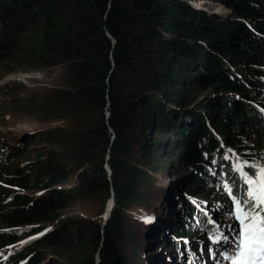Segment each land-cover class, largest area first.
<instances>
[{
    "label": "trees",
    "instance_id": "obj_1",
    "mask_svg": "<svg viewBox=\"0 0 264 264\" xmlns=\"http://www.w3.org/2000/svg\"><path fill=\"white\" fill-rule=\"evenodd\" d=\"M194 1L0 0V64L23 60L49 69L59 64L51 60L60 58L70 69V84L61 93L76 113L86 104L96 115L86 125L77 127L66 119L65 125L44 128L37 135L60 148L68 141L63 128L73 126L74 139L82 146H69L61 156L50 146L44 152L35 150L31 158L27 149L0 140L2 264H43L40 248H75L78 238L84 249L97 245L100 264H148L147 248L128 259L120 254L119 243L127 232L124 212L135 207L137 188L149 175L138 174L142 168L132 157L137 151L152 156L158 140L153 134L181 137L176 148L169 138L171 150L165 153L183 152L181 165L192 169L191 192L217 183L210 174L214 169L231 181L236 176L233 154L249 162L262 160L258 143L264 140V0H218L231 11L227 18L209 17L192 5ZM26 19L41 25L29 40ZM183 74L195 90L222 93L204 104L203 112L193 108L192 121L182 113V98L174 90ZM143 79H150L151 88L145 90ZM80 155L96 165L79 167L75 156ZM17 156L26 157L23 164L12 162ZM66 181L71 189H54ZM84 193L114 199L116 208L104 229L92 219L63 218L72 196ZM144 201V209L151 210L147 214L156 213L155 206ZM186 213L179 234L187 237L193 234L196 210L187 205ZM200 221L207 232L210 223L204 215ZM135 237L138 248L141 243ZM27 241L33 248L11 250Z\"/></svg>",
    "mask_w": 264,
    "mask_h": 264
},
{
    "label": "rangeland",
    "instance_id": "obj_2",
    "mask_svg": "<svg viewBox=\"0 0 264 264\" xmlns=\"http://www.w3.org/2000/svg\"><path fill=\"white\" fill-rule=\"evenodd\" d=\"M192 3L198 4L196 8L199 11H204L209 17L217 16L220 18H227V16L231 14V11L219 3L218 0H195ZM24 24L29 27V30H27L29 34L27 40L33 35H37L41 28V25L39 23L37 25L36 21L33 19H26ZM51 61L59 64L49 69H40L36 64H27L23 60L20 62L16 61V63H14L15 65L12 64V62H3L0 64V140L10 142L11 145L19 148V150L25 151V149H27L31 152V158L36 156L35 150L41 151L43 149L42 151L44 152L46 149L50 148V146H53V149L50 148L52 153L59 154L58 156L63 155V152L66 151H63V149L69 150V146L73 147L76 145L79 148L80 145L82 146V143L78 142L80 144L78 145L74 139L73 126L63 128V132H65L64 135L67 137L68 141L67 144H64L60 148L56 146L54 147L52 144L48 145L50 142L47 144L39 139L37 135L44 130V128L55 127L60 124L65 125L63 122L66 119H69L68 121L70 124L74 123L75 126L80 127L87 123H91L95 120L94 118H96L93 110L86 104L83 105V109L77 113L70 107L72 105L70 100L61 93L70 84V69L64 63L60 64L61 59L58 57L53 58ZM173 77L175 78V76ZM182 78H184L182 82L179 81L181 78H177L178 80L174 83L175 95L182 98L183 102L179 99V101H181L179 103L182 107V113L192 121L191 116L193 112L190 111H193V108H195V113L203 112L201 107L208 101L218 98L222 93H219L218 90H195L191 86L193 85V82L187 80L189 79L188 74H183ZM143 82L144 86L146 85L145 90L151 88V86H149L151 83L150 79H143ZM39 99L44 102L39 103ZM190 100H194L197 106L193 103H187V101ZM193 116H195V114H193ZM139 118L141 121L144 119L142 118L141 113ZM185 124L184 121L183 125L185 129H188L187 124V128ZM178 131L176 133H178ZM170 135L172 137H170ZM153 136L157 137L158 140H156V146L151 150L152 156L151 154L150 157L148 155L145 156L146 154H140L137 151V153L135 152L136 154H134V158L132 157V160L134 159L135 161V166L140 169L142 168V170L137 173L141 174L145 171V173H148L149 175H146V179L142 178L143 180L137 188L140 197L134 200L136 201L135 207L133 205L132 208L127 210V212H124V224H126L127 232L124 233V237L119 243L120 254L124 258L127 257L129 259L133 255H135V257L136 255L138 256L140 250L147 248V253L151 257L149 260H147V258L145 259L149 262L148 264H153V260L159 261L160 264H179L178 261L182 255L180 252H182V250L186 251L189 248L188 244L192 242V239H195L194 243L196 242L198 244L209 242L208 235L200 230L202 227L200 214H196V218L192 222V235L186 237L179 234V231H182L184 224L187 221L188 214H185V206L189 205L190 207H194L197 211L203 209V212L208 214V216L204 215L206 219L210 217V214L214 213V215L218 216L217 219L220 222L222 221L224 226L228 228L229 225L233 223V220L228 215L230 207H214L216 202H212L211 200L212 196H219L218 198L221 197L222 199L225 197V194L221 191V187H203L201 190L194 192L189 191L193 175L191 168L188 169L181 165L183 152H175L176 156L166 155L165 151L171 150V147L167 145L168 139L171 138L174 140V142L169 145H175L176 148L181 144V137H178L179 135H175L171 132L167 135H164V133L161 132L159 135L153 134ZM163 136L164 141L162 140ZM113 139V134L111 132V140ZM160 141L161 143L159 145ZM176 141L177 144L179 143L178 146L175 144ZM252 141L253 139H251L250 142ZM258 145L261 148L260 153L263 154L262 160L260 161L264 162V140L261 139ZM98 153H100V150ZM97 157L95 160L96 162L98 161ZM25 158H19L18 156L13 157L12 162L18 165L20 163L23 164ZM75 161V163L81 168H83V166L85 168L96 165L95 162L86 158L84 155H80L78 158L75 156ZM65 164L68 165L69 163L66 162ZM107 166L108 164L106 165V168H108ZM1 167L2 166L0 165V171ZM109 174L111 173L109 172ZM170 180H179L183 183L181 184V188L177 189L178 192L173 190L168 192L170 198H166V202L165 197H162L163 199L161 198L159 201L148 193L153 189H155V194L162 192V187H165ZM67 182L68 181L60 184L54 189L60 190L62 186L64 187L61 190L71 189V184ZM26 192L31 193L30 190H26ZM198 195H200L201 198H199ZM72 197L73 202L67 204V207L62 212L63 218L68 216L75 219H86L87 221H91L90 219H92L93 222L99 224L102 223L101 226L103 229L111 219L113 209L116 208V205H114V199L108 202L104 195L99 197L84 193L83 195L74 194ZM144 200H147L155 206L157 209L156 213L152 212L153 214H147L148 212H151V210L144 209L146 208L144 205V202L146 201ZM159 209L160 211H158ZM164 209H166V213L161 214ZM209 211L212 213H208ZM105 216L107 218H105ZM162 217L168 220L165 222L163 219L164 226L161 221ZM145 218H151L152 220V223H148V227L150 228V232H148L151 238L154 229L160 231V233H157L158 235L155 231L154 237L150 239V241H146L145 236L140 234L141 231L139 227L141 224L146 225L144 222ZM136 226L138 227V231H136ZM49 229H52V227ZM132 235H135L137 237H135L136 240L141 243H138V248L135 244L133 245L134 242ZM187 238H190L191 240ZM78 241L82 242V240L79 238L77 239V247L66 248V250L49 246L40 248L38 252L45 258L43 264H85L86 262H89L88 264H100L102 259L97 245L93 243V245H89L84 249V244H78ZM31 243L32 242L29 243L27 241L26 243L12 247L11 250L16 253L25 252L27 249H30L31 247L33 248V244ZM157 243L160 244V250L157 249ZM175 245L178 246L179 251L177 250L175 252ZM155 247H157V251L155 250ZM185 256L186 253L183 254V258H185ZM203 256L206 257L208 255L203 251ZM3 261V258L0 257V264H2ZM222 261V258H216L212 263L228 264L227 261V263ZM185 264H188V262H185ZM206 264L211 263L208 262Z\"/></svg>",
    "mask_w": 264,
    "mask_h": 264
},
{
    "label": "snow or ice",
    "instance_id": "obj_3",
    "mask_svg": "<svg viewBox=\"0 0 264 264\" xmlns=\"http://www.w3.org/2000/svg\"><path fill=\"white\" fill-rule=\"evenodd\" d=\"M233 156L232 170L236 176L231 181L222 180L218 185L230 200L228 215L233 223L229 225V234L217 226L208 239L211 244L224 249L219 252V257L228 264H264V162H249L236 154ZM144 222L151 223L152 220L145 218Z\"/></svg>",
    "mask_w": 264,
    "mask_h": 264
},
{
    "label": "bare ground",
    "instance_id": "obj_4",
    "mask_svg": "<svg viewBox=\"0 0 264 264\" xmlns=\"http://www.w3.org/2000/svg\"><path fill=\"white\" fill-rule=\"evenodd\" d=\"M223 164H224V163H223ZM165 179H166V178H165ZM182 183H183V182H182V181L180 182L179 180H177V181H171V180H170L169 183L165 185V187H162V192H159V193L155 194V191H154L155 189H153V190H151V191L148 192V193L151 194V196H154V198H157L158 200L161 199L162 197H165V199H166V198H170L169 195H168V194H169L168 192H170V191H172V190H173V191H177V189H180V188H181V186H182L181 184H182ZM182 189H183V188H182ZM177 192H178V191H177ZM156 196H157V197H156ZM162 199H163V198H162ZM165 199H164V200H165ZM158 200H157V201H158ZM159 201H160V200H159ZM161 201H162V200H161ZM166 201H167V199L165 200V202H166ZM207 209H208V208H207ZM170 214H172V213H170ZM167 218H169V217H167ZM164 220H165V222L168 221V220L165 219V218H164ZM161 221H162V225L164 226L163 218H162ZM151 223H152V222H151ZM145 224H146V225H144V224H141V225H140V227H139V228H140V231H141L140 234H142L143 236H145V240H146V241H150V239H152V238L154 237V234H153V236H152V238H151V236H150V234H149V232H150V231H149L150 228L148 227V223H145ZM162 225H161V226H162ZM137 226H138V225H137ZM137 226H136V231H138V230H137V228H138ZM219 230H220V229H219ZM148 231H149V232H148ZM221 231H222V230H221ZM205 244H207V243H205ZM205 244H204V245H205ZM198 264H199V263H198Z\"/></svg>",
    "mask_w": 264,
    "mask_h": 264
},
{
    "label": "water",
    "instance_id": "obj_5",
    "mask_svg": "<svg viewBox=\"0 0 264 264\" xmlns=\"http://www.w3.org/2000/svg\"><path fill=\"white\" fill-rule=\"evenodd\" d=\"M193 4V6L196 8V6H198V4H194V3H192ZM114 205H115V203H114Z\"/></svg>",
    "mask_w": 264,
    "mask_h": 264
}]
</instances>
